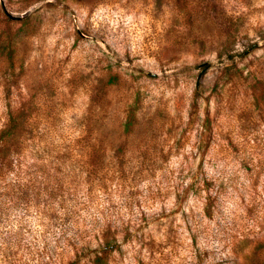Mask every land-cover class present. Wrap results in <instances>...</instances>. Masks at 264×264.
<instances>
[{
    "label": "rangeland",
    "instance_id": "obj_1",
    "mask_svg": "<svg viewBox=\"0 0 264 264\" xmlns=\"http://www.w3.org/2000/svg\"><path fill=\"white\" fill-rule=\"evenodd\" d=\"M0 264H264V0H0Z\"/></svg>",
    "mask_w": 264,
    "mask_h": 264
}]
</instances>
